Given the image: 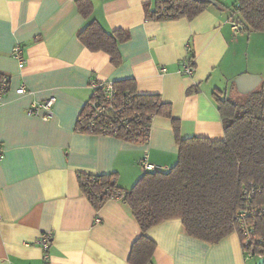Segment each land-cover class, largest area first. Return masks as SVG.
I'll return each instance as SVG.
<instances>
[{
    "label": "crops",
    "instance_id": "1",
    "mask_svg": "<svg viewBox=\"0 0 264 264\" xmlns=\"http://www.w3.org/2000/svg\"><path fill=\"white\" fill-rule=\"evenodd\" d=\"M215 1L193 19L156 20L147 10L154 13L158 0H93L90 19L77 0H0V75L10 78L0 105V264H46L43 233L52 234L51 264H130L142 233L135 217L120 200L95 207L79 175L114 174L130 190L146 173L144 161L169 171L179 153L172 119L156 116L145 143L81 133L78 119L93 80H134L138 93L171 104L183 138L223 140L215 96L238 99L259 89L264 32L235 34L229 20L236 0ZM92 20L108 33H129L119 44L121 65L79 39ZM16 46L23 68L13 56ZM189 54L195 71L183 77L178 70ZM20 87L27 92L18 94ZM51 97L49 120L28 114L33 102ZM146 234L157 245L151 264H258L245 260L236 232L210 244L188 236L181 219H173Z\"/></svg>",
    "mask_w": 264,
    "mask_h": 264
},
{
    "label": "trees",
    "instance_id": "2",
    "mask_svg": "<svg viewBox=\"0 0 264 264\" xmlns=\"http://www.w3.org/2000/svg\"><path fill=\"white\" fill-rule=\"evenodd\" d=\"M173 1L179 3V8L171 20L193 19L209 5H216L196 0ZM77 7L84 18H91L93 0H77ZM233 13L246 31L264 32V0H236ZM157 14V9L154 13L147 10L148 18L167 20ZM78 37L90 51H103L110 55L115 66L122 64L119 44L128 40L126 31L108 33L92 20ZM113 84L117 89L116 105L123 106L120 117L129 121L123 125L108 113L106 117L111 123H107L112 127L107 136L145 143L149 140L153 119L165 116L172 119L179 147L174 167L167 172L160 169L146 172L130 190L113 182L114 174L79 175L82 192L95 207L103 206L114 194L124 193L121 201L142 231L132 245L129 263H152L157 245L146 233L168 220L181 219L188 236L210 244L219 243L236 232L233 217L242 207L244 185L253 182L264 191V82L258 90L242 98L215 96L225 134L218 141L197 136L183 138L180 121L172 116L171 104L157 94L138 93L134 80ZM86 108L87 103L79 116L77 131L103 135L99 126L105 118L97 120L94 128L90 127L84 116Z\"/></svg>",
    "mask_w": 264,
    "mask_h": 264
},
{
    "label": "built area",
    "instance_id": "3",
    "mask_svg": "<svg viewBox=\"0 0 264 264\" xmlns=\"http://www.w3.org/2000/svg\"><path fill=\"white\" fill-rule=\"evenodd\" d=\"M172 7L171 9H168ZM179 3L173 0H161L159 7H157V16H163L167 20H171L177 15V9ZM232 30L235 34L244 31L239 19L236 15H233L229 20ZM190 49V46H188ZM13 56L19 61L21 68L25 65V60L22 56L21 48L16 46L13 50ZM195 71L193 64V58L189 56L182 63L178 73L183 77H191ZM93 95L87 101V108L84 116L89 121L90 127L96 126L97 120L105 118L103 123L99 126L103 135L111 133V127L108 125L109 120L106 115L112 113L115 115L121 124L125 125L129 121V118L120 117L123 106L116 105V93L117 89L114 87L113 82H102L93 80L91 83ZM10 88V78L6 75H0V105L3 103L4 96ZM96 90H99L96 92ZM27 90L25 87H20L17 93L22 95ZM95 92V93H94ZM56 102L55 97H51L43 102H33L31 107L28 109L29 115L39 116L43 120H49L52 116L53 106ZM46 110V113L41 115L38 109ZM108 122V123H107ZM5 157V148L0 144V161ZM145 172H153L159 170L153 164L144 161L142 163ZM117 181L114 177L113 182ZM243 203L242 207L236 212L233 217V221L237 227L236 233L241 238L242 250L245 260H256L262 261L264 264V191L261 186L255 183H249L244 185L242 189ZM124 198V193H117L112 196L110 200H120ZM96 223H101V219H96ZM52 243V234L43 233L40 237L39 244L44 251V259L46 264L50 263V248Z\"/></svg>",
    "mask_w": 264,
    "mask_h": 264
},
{
    "label": "water",
    "instance_id": "4",
    "mask_svg": "<svg viewBox=\"0 0 264 264\" xmlns=\"http://www.w3.org/2000/svg\"><path fill=\"white\" fill-rule=\"evenodd\" d=\"M196 1H200V2H209L211 4H216V1L215 0H196ZM258 264H262V261H259Z\"/></svg>",
    "mask_w": 264,
    "mask_h": 264
}]
</instances>
